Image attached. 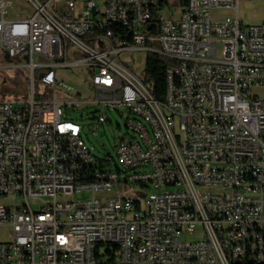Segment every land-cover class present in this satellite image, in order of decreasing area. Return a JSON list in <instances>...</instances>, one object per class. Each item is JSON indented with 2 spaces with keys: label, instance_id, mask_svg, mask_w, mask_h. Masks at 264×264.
Wrapping results in <instances>:
<instances>
[{
  "label": "built area",
  "instance_id": "1",
  "mask_svg": "<svg viewBox=\"0 0 264 264\" xmlns=\"http://www.w3.org/2000/svg\"><path fill=\"white\" fill-rule=\"evenodd\" d=\"M20 3L0 0V52L27 60L30 85L0 101V197L13 201L0 206V264H264V24L244 26L240 0ZM221 10L234 17L212 19ZM137 51L169 62L170 97L150 99L143 70L122 63ZM64 68L87 75L93 104L128 109L114 168L64 114L85 102L34 98V72L69 95ZM39 197L50 202L34 211Z\"/></svg>",
  "mask_w": 264,
  "mask_h": 264
},
{
  "label": "rangeland",
  "instance_id": "2",
  "mask_svg": "<svg viewBox=\"0 0 264 264\" xmlns=\"http://www.w3.org/2000/svg\"><path fill=\"white\" fill-rule=\"evenodd\" d=\"M16 5H22L20 0H12ZM167 1L171 6L169 9L175 12L173 6L174 0H162ZM27 8V7H25ZM166 10V7H165ZM27 11V10H26ZM24 11V12H26ZM226 17H234V12L229 10H221L212 14V19L222 20ZM238 20L244 26H255L264 24V0H240L237 9ZM145 48L156 49L158 45L156 43H149L144 46ZM147 51H137L134 53V62L131 61L128 55L121 57L123 64L139 75L144 69V60ZM27 60L23 56H15L10 58L7 62L3 58V54L0 52V101H22L28 99L30 96V85L27 77ZM58 79L63 81L67 86L72 87L66 95L64 93H53L48 87H44L37 84L35 88V95L41 96L43 99H52L54 96L57 101L69 102L79 101L85 102L79 105L77 108L71 109L70 107H63L65 116L76 122L81 127L80 139L86 146L87 150L95 158L96 165H101L104 168H114L116 163L115 146H117L123 138L129 140L131 132L126 128V119L130 118L128 109L120 107L116 109L103 108L100 104H93L94 93L87 88L86 78L87 75L80 69L76 68H64L58 69ZM13 84L12 89L17 88L16 95H3V90ZM22 88L24 91L22 92ZM63 92V90H62ZM259 99H264V89L256 91ZM78 94V95H77ZM103 114L107 118V121L100 125L95 119L97 115ZM138 187H133L132 190H138ZM149 190H146L145 194H148ZM88 194H82L81 198H88ZM76 198H78L76 196ZM50 202L47 197L36 198L35 201H31L30 205L34 211H38L40 207ZM11 198L3 199L0 197V206H8L12 204ZM22 204V201L16 200L15 205ZM198 239L196 235H184L183 241H195ZM5 236L0 232V242H5Z\"/></svg>",
  "mask_w": 264,
  "mask_h": 264
},
{
  "label": "trees",
  "instance_id": "3",
  "mask_svg": "<svg viewBox=\"0 0 264 264\" xmlns=\"http://www.w3.org/2000/svg\"><path fill=\"white\" fill-rule=\"evenodd\" d=\"M162 4V0H159V5ZM169 65V62L163 59L158 54H147L144 60V69L143 76L145 78V86L149 89L151 94L156 98L160 99L165 96L166 93V67ZM40 72L33 73V93H35V88L39 83ZM14 87L13 84H10L9 87L3 90V95H16L18 91L16 89H12ZM22 92L24 89L22 88ZM34 98L38 99L39 96L34 94ZM240 264H248V263H240ZM250 264V263H249Z\"/></svg>",
  "mask_w": 264,
  "mask_h": 264
},
{
  "label": "bare ground",
  "instance_id": "4",
  "mask_svg": "<svg viewBox=\"0 0 264 264\" xmlns=\"http://www.w3.org/2000/svg\"><path fill=\"white\" fill-rule=\"evenodd\" d=\"M174 91L173 76H166V93L163 98L170 97ZM150 99H156L149 91ZM75 164H84V156H75ZM86 170H94V163H86ZM250 264H258V260L249 261Z\"/></svg>",
  "mask_w": 264,
  "mask_h": 264
},
{
  "label": "water",
  "instance_id": "5",
  "mask_svg": "<svg viewBox=\"0 0 264 264\" xmlns=\"http://www.w3.org/2000/svg\"><path fill=\"white\" fill-rule=\"evenodd\" d=\"M3 58H4V60L7 61V62L10 60L9 57H8L6 54L3 55Z\"/></svg>",
  "mask_w": 264,
  "mask_h": 264
}]
</instances>
